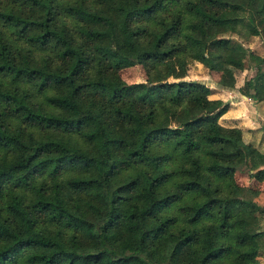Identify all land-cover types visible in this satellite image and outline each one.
I'll return each mask as SVG.
<instances>
[{"label": "trees", "instance_id": "1", "mask_svg": "<svg viewBox=\"0 0 264 264\" xmlns=\"http://www.w3.org/2000/svg\"><path fill=\"white\" fill-rule=\"evenodd\" d=\"M251 37L264 0H0V264H264V152L184 79L261 101Z\"/></svg>", "mask_w": 264, "mask_h": 264}, {"label": "rangeland", "instance_id": "2", "mask_svg": "<svg viewBox=\"0 0 264 264\" xmlns=\"http://www.w3.org/2000/svg\"><path fill=\"white\" fill-rule=\"evenodd\" d=\"M261 17H262L261 13H253L254 23H256L258 20H260ZM243 44L253 54H256L259 56L264 55V44L262 43V41L258 37H251L248 39V41L243 42ZM248 65L249 64L246 63L245 67L242 71H238V70L233 69V68L225 67L223 70V73H221V74L216 73L213 75V73L207 72L205 70V68H203L202 66H200V65L198 66V64H196V63H191L189 65V68H188L187 76L184 79L189 80V79L193 78V79H196L197 81H199L200 78H198V77H203L204 75L208 76V77L210 76L211 78L218 77V79L220 78L221 81H223V82H225V80L230 79L229 80L230 83H228L226 85L228 87H230L231 84L236 85L239 94L242 97H245L243 95L245 81L254 73L253 69L251 67H249ZM120 77L125 84L142 82L144 79L143 67L140 64H134V65L128 66V67L120 70ZM246 100L248 101L249 99H246ZM257 131L258 132L255 133L254 135H251L249 133L248 136H245L246 138H244V141L248 142V143L252 142L254 147H256L258 150L264 152V139L261 138V137H264V126L261 130H257ZM235 179H236V182L238 183L239 194H241L240 189L244 190L245 187L249 183H251V181L249 180V178L245 172L236 171ZM257 188L259 189V192H248L249 194L246 195L245 199L251 200V201L255 202L257 205L264 207V186L259 185V186H257ZM260 226H261L262 230L264 231V221L261 223ZM258 260L260 262H264V251L260 253Z\"/></svg>", "mask_w": 264, "mask_h": 264}, {"label": "crops", "instance_id": "3", "mask_svg": "<svg viewBox=\"0 0 264 264\" xmlns=\"http://www.w3.org/2000/svg\"><path fill=\"white\" fill-rule=\"evenodd\" d=\"M196 64L201 66L199 63ZM217 73L221 74L223 71ZM214 74L216 73H213V75ZM198 78H200V82L204 83L209 88V99H218L228 105L226 112L222 114L218 120L220 125L224 127L239 128L242 132L243 139L246 138L245 136H248L249 133L254 135L258 132L257 130H261L263 128L264 98L257 103H254L251 100L247 101L246 99L248 98L242 97L239 94L236 85L231 84L230 87L226 85L230 83V79L223 82L220 78L218 79V77L211 78L210 76L208 77L204 75L203 77ZM189 80L197 81L193 78ZM261 138L264 139V137ZM249 143L252 144V142Z\"/></svg>", "mask_w": 264, "mask_h": 264}]
</instances>
